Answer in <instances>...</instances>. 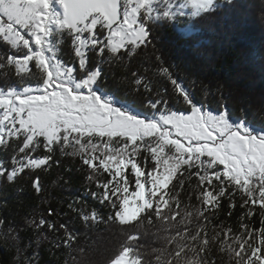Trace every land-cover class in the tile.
I'll use <instances>...</instances> for the list:
<instances>
[{
	"label": "snow or ice",
	"instance_id": "1",
	"mask_svg": "<svg viewBox=\"0 0 264 264\" xmlns=\"http://www.w3.org/2000/svg\"><path fill=\"white\" fill-rule=\"evenodd\" d=\"M220 6L218 0H0V43L8 49L0 52V77L18 80L0 86V145L7 147L15 138L23 154L12 157L10 168L0 163V177L14 182L26 170H47L58 163L53 161L57 148L80 157L91 169L87 179L106 173L97 185L103 191L91 193L110 209L106 220L131 229L159 222L158 231L166 234L162 246L152 250L154 260L141 252L138 235L129 234L108 264H209L213 242L231 264H264V220L260 229L241 223L243 232L235 236L228 228L223 239L220 233L210 239L205 228V213L215 215L225 196L234 208L237 192L242 206L258 204L264 215V126L246 117L233 119L223 97L217 110L205 107L162 55L155 56L158 76L170 83L169 99L175 94L186 106L182 110H174L159 90L160 98L153 99L152 83L135 72L117 81L124 97L104 83L103 65L127 67L126 57L152 46L153 27L177 24L178 17L200 18ZM176 31L189 34L193 28ZM65 40L73 63L57 54ZM89 53L98 57L94 65ZM142 105L145 110H137ZM41 147L44 152L33 155ZM147 160L150 167L142 163ZM193 176L203 186L197 196L202 207L185 204L181 210L178 186ZM33 188L37 194L42 190L39 175ZM69 208L78 211L72 203ZM79 214L85 223L105 220L95 210ZM32 223L37 229L54 228L43 217ZM74 239L69 233L65 244Z\"/></svg>",
	"mask_w": 264,
	"mask_h": 264
},
{
	"label": "trees",
	"instance_id": "2",
	"mask_svg": "<svg viewBox=\"0 0 264 264\" xmlns=\"http://www.w3.org/2000/svg\"><path fill=\"white\" fill-rule=\"evenodd\" d=\"M218 3H221L219 8L202 14L200 18L178 17L177 24L165 23L153 27L152 46L139 56L126 57L124 64L127 67L109 66L107 62L103 65L107 73L104 83L108 88L117 90V81L135 72L152 83L153 99L160 98L157 96L159 90L174 110H182L186 106L175 100V94L169 99L172 93L170 83L158 76L155 56L162 55L166 64L171 66V71L184 82L197 101L205 103V107L217 110L223 97L233 119L246 117L256 126H264V0H231L230 3L221 0ZM189 26L193 28L189 34L176 31L177 27ZM201 41L205 43L196 47ZM7 50L6 44L0 43V52ZM57 54L66 63H73L74 53L68 40L61 43ZM88 55L90 65H94L98 57L93 53ZM6 84H18L17 77H0V86ZM165 88L167 91H164ZM140 91H144L143 87ZM117 94L124 97L125 90L118 89ZM135 98L138 102L145 99ZM145 107L142 105L137 110L143 111ZM8 145H0V163L10 168L12 157L23 154L18 153L15 138L9 139ZM43 152L41 147L33 155ZM66 152L70 153L71 149H66ZM53 161L58 163L52 162L47 170H26L14 182L0 177V218L4 221L0 224V264H108L129 234L138 235L141 252L146 258L154 260L152 250L162 246L163 235H166L158 231L159 222L151 225L144 221L139 227L131 229L107 221L110 209L91 195L103 191L97 185L105 180L107 174H100L96 180L87 179L91 169L82 164L80 157L65 154L58 148L53 154ZM142 163L151 166L150 160ZM37 175L42 189L39 194L33 188ZM184 179L183 187L178 186L177 189L181 210L185 204L202 207L197 200L203 187L198 178ZM172 183L178 184V180L174 179ZM220 200L215 215L205 213L209 216L205 228L210 239L215 233H220L223 239L224 230L228 228H231L232 236L242 233L241 223L256 229L262 227L264 215L258 204L242 206L243 198L239 192L233 199L234 208L229 207L227 196ZM70 203L78 211L70 209ZM249 207L252 208L251 215H248ZM49 209L53 213L51 216ZM93 210L105 220L85 223L79 213ZM40 217L54 223V228L50 230L45 224L37 229L32 221H38ZM61 224L66 227L61 228ZM69 233L75 239L65 244ZM229 243L232 241L229 240ZM206 258L209 264H231L229 255L219 249L218 242L209 245Z\"/></svg>",
	"mask_w": 264,
	"mask_h": 264
},
{
	"label": "rangeland",
	"instance_id": "3",
	"mask_svg": "<svg viewBox=\"0 0 264 264\" xmlns=\"http://www.w3.org/2000/svg\"><path fill=\"white\" fill-rule=\"evenodd\" d=\"M221 1V0H218V2ZM58 7V6H57ZM190 11V10H189Z\"/></svg>",
	"mask_w": 264,
	"mask_h": 264
}]
</instances>
